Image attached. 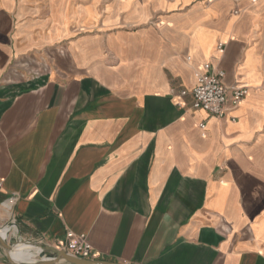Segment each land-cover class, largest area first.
<instances>
[{"label": "crops", "instance_id": "1", "mask_svg": "<svg viewBox=\"0 0 264 264\" xmlns=\"http://www.w3.org/2000/svg\"><path fill=\"white\" fill-rule=\"evenodd\" d=\"M95 2L0 0V226L121 264H264V0ZM205 63L248 89L223 118L181 94Z\"/></svg>", "mask_w": 264, "mask_h": 264}, {"label": "built area", "instance_id": "2", "mask_svg": "<svg viewBox=\"0 0 264 264\" xmlns=\"http://www.w3.org/2000/svg\"><path fill=\"white\" fill-rule=\"evenodd\" d=\"M221 46L219 43L217 47L221 48ZM223 76V70L205 63L196 78L195 85L189 91L183 89L181 94L190 93L194 109H201L210 116L223 118L228 108L238 106L248 92L244 85L226 86L222 82ZM203 126L204 123H201L200 127ZM54 246L75 257L96 259V254L83 233L66 231L64 237L57 240Z\"/></svg>", "mask_w": 264, "mask_h": 264}, {"label": "water", "instance_id": "3", "mask_svg": "<svg viewBox=\"0 0 264 264\" xmlns=\"http://www.w3.org/2000/svg\"><path fill=\"white\" fill-rule=\"evenodd\" d=\"M18 243L28 245L32 249H37V257L33 260L14 259L10 252ZM0 248L4 251L3 258L8 264H121L116 261L104 259H85L75 257L68 254L63 249H58L54 245L43 244L38 241H25L11 236L6 238L0 235Z\"/></svg>", "mask_w": 264, "mask_h": 264}, {"label": "rangeland", "instance_id": "4", "mask_svg": "<svg viewBox=\"0 0 264 264\" xmlns=\"http://www.w3.org/2000/svg\"><path fill=\"white\" fill-rule=\"evenodd\" d=\"M112 1H121V0H97V4L98 5L101 4L104 6L105 4L110 3ZM88 3L95 4L96 2L95 0H88ZM19 62L22 64V66L18 68L16 74L22 77L39 76L42 73V71L46 69L47 65L49 66V59L42 60V57L41 56L39 57V55L38 57L23 56V59H20V61L18 60V63ZM19 76H14V77L19 78Z\"/></svg>", "mask_w": 264, "mask_h": 264}, {"label": "bare ground", "instance_id": "5", "mask_svg": "<svg viewBox=\"0 0 264 264\" xmlns=\"http://www.w3.org/2000/svg\"><path fill=\"white\" fill-rule=\"evenodd\" d=\"M11 230H13V232L15 233L14 235L17 234V228L14 224L0 226V235L8 238ZM37 253H38L37 249H32L30 246L25 245L23 243H18L17 245H15L10 252L11 256L16 260H33L37 257ZM25 254L26 255L34 254V255H32V257L24 258L23 255L25 256ZM0 255L2 257L4 256V251L1 248H0Z\"/></svg>", "mask_w": 264, "mask_h": 264}]
</instances>
